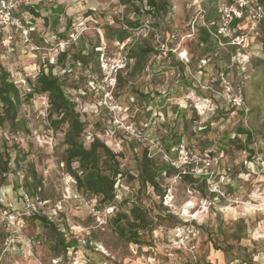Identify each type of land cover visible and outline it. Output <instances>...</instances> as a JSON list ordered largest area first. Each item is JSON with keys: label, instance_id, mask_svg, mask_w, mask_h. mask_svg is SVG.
I'll list each match as a JSON object with an SVG mask.
<instances>
[{"label": "rangeland", "instance_id": "374dc122", "mask_svg": "<svg viewBox=\"0 0 264 264\" xmlns=\"http://www.w3.org/2000/svg\"><path fill=\"white\" fill-rule=\"evenodd\" d=\"M26 1L15 12L20 27L0 26V61L23 99V127L16 133L0 128L3 149L20 159L0 181V193L20 218L30 215L23 186L33 165L42 189L40 199L30 200L44 203L42 215L76 247L63 252L53 232L29 219L23 235L33 241L34 256L7 254L2 264H264V177L244 163L250 155L264 156V34L253 8L225 24L221 9L237 7L238 0H167L168 15L157 28L156 19L146 13L139 19L119 0ZM211 10L219 37L207 49L199 27L208 24ZM235 19L241 21L233 27ZM128 20L138 27L120 42ZM142 47L154 50L146 60L134 57ZM64 51L69 73L60 65L54 73L87 122L86 140L99 138L123 155L113 206L77 191L61 162L66 127L49 129L48 98L32 92L39 72L53 59L56 65ZM173 134L198 163L193 182L179 172L184 159L174 144L166 149ZM145 149L159 165L178 170L160 174L163 199L139 180L137 158ZM134 205L147 211L139 242L120 233L127 227L121 215ZM1 226L0 250L9 235Z\"/></svg>", "mask_w": 264, "mask_h": 264}, {"label": "trees", "instance_id": "16d2710c", "mask_svg": "<svg viewBox=\"0 0 264 264\" xmlns=\"http://www.w3.org/2000/svg\"><path fill=\"white\" fill-rule=\"evenodd\" d=\"M119 2L123 6H130L134 13L138 14L139 19L141 16H144V13L156 19L157 28L163 26L170 6L167 0H146L145 6L148 9L145 11L143 6L144 0H119ZM137 2L142 6L137 5ZM258 3L264 8V0H258ZM30 10L35 14L34 10ZM215 14V11L211 10L207 14L208 24L199 27L200 44L207 49L216 46L219 37L218 18ZM37 16L39 15L37 14ZM240 21L241 19H235L232 26L235 27ZM126 24L127 29L120 30L119 36L117 37V40L120 42H124L130 38L129 29L138 27V24L134 21L128 20ZM260 25L264 34V21ZM262 46L264 52V35ZM152 52L154 50L148 47H142L134 57L140 60H146ZM67 55L68 53L66 51L62 52L57 58L56 65H50L47 67V71L44 69L39 72L36 77L37 85H35V89L32 92L45 94L48 98L49 108L46 120L49 123V129L58 132L64 130L63 128L66 127L63 131L65 150L62 154L61 162L65 166V172L74 180L77 191L86 197L95 199L102 207L113 206L117 200L116 184L118 177L124 176V170L119 160L123 155L115 153L99 138H93L90 142L86 140L87 122L82 119L81 114L77 111L76 103L66 94L64 81L61 76L54 73V67L59 65L64 74L69 73L68 68L70 67V62L67 59ZM75 58L78 60V57ZM32 92L26 93V99L32 98ZM22 100V93L11 79L10 71L0 61V128L8 127L10 132L16 133L23 127V122L19 119V109ZM238 131L239 134H245L250 138V132L241 128ZM171 138H174V140L171 145H166V149L170 150L174 144L177 154V148L181 145L183 139L175 134ZM19 160V155L13 159L8 149H3V145L0 143V181L11 172L12 164H18ZM137 166L139 169V180L142 185L151 187L163 199L165 191L159 181L160 174L164 171L168 176H171V174L177 173L178 170L170 165H159L150 156L147 149L143 151L141 157L137 158ZM30 170V179L27 178L23 186L25 195L28 199L38 200L40 199L38 192L42 189V180L39 178L33 165L30 167ZM183 177L191 182L195 180L191 174H186ZM121 216L127 221V227L120 232L121 236L126 237L129 242H139L137 241V231L140 228H145L147 211L141 206L134 205L131 207L129 214H123ZM29 219L38 221L44 227L48 228L51 233L53 232L63 252L66 253L69 249L76 247V241H67L65 233L59 230L47 216L30 214L22 217L26 225ZM66 228L69 231V228Z\"/></svg>", "mask_w": 264, "mask_h": 264}, {"label": "built area", "instance_id": "2783aa9c", "mask_svg": "<svg viewBox=\"0 0 264 264\" xmlns=\"http://www.w3.org/2000/svg\"><path fill=\"white\" fill-rule=\"evenodd\" d=\"M238 6H231L230 8L224 7L221 12L224 14L223 19L225 20V24H229L233 21L236 16H239L244 9L248 7H252L254 14L253 17L257 19L258 22L264 21V8L259 5L258 0H238ZM22 4L28 6L29 3L26 0H0V26L9 29L10 27L16 25L20 27L21 22L15 16V12L18 10ZM71 40H76V33H72ZM64 48V47H62ZM51 64H55V59L51 61ZM106 68H109L108 64L105 63ZM124 67H120L119 69H123ZM113 70V69H112ZM90 140V136L87 137ZM178 158L183 160L182 164L177 166L181 171V173L191 174L194 173V163L197 161L192 160L189 157V151L185 145L181 144L177 148ZM151 156V155H150ZM247 168L250 169H258L262 172V176L264 177V156H259L257 154L250 156L248 159L244 161ZM176 166L175 163H172ZM198 164V163H197ZM204 165L210 166L209 160L205 159L203 161ZM206 167V166H205ZM191 170L193 172H191ZM221 195V193L219 191ZM25 203L27 205V209L29 214L34 215H42L43 211V202H33L27 198L24 193ZM0 224L9 232V235L5 237L2 243V248L0 250V264H2L4 257L7 254H13V256H22L26 259H29L34 256L33 245L31 241L23 235L25 230V222L20 218L19 213L16 211V208L12 203H6L4 195L0 193ZM20 245V246H19ZM231 264H246L241 263L239 260H235Z\"/></svg>", "mask_w": 264, "mask_h": 264}]
</instances>
